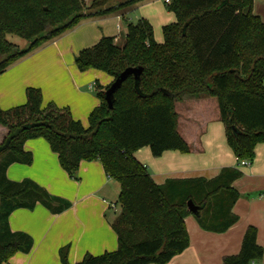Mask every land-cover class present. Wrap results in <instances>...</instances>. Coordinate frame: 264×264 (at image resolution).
I'll use <instances>...</instances> for the list:
<instances>
[{
    "label": "trees",
    "instance_id": "1",
    "mask_svg": "<svg viewBox=\"0 0 264 264\" xmlns=\"http://www.w3.org/2000/svg\"><path fill=\"white\" fill-rule=\"evenodd\" d=\"M85 12L84 0H0V74L45 42L73 28L93 14H110L139 0L111 4ZM255 0H171L166 4L176 21L163 26V41L155 39L147 19L127 24L123 43L103 36L82 50L75 63L81 71L98 69L114 79L127 67H142L139 81L130 75L114 94L113 108L105 101L106 87L96 85L101 103L84 127L68 107L42 106V90L26 88V102L0 107V264L28 253L34 241L12 231L9 217L20 208L40 203L57 214L71 201L50 194L34 180H10L12 163L31 164L24 148L28 139L42 137L58 154L60 165L73 178L82 160L99 159L106 174L119 185L120 211L112 223L118 248L100 255L85 254L71 263L68 247L59 251L62 264H166L190 244L185 218L194 214L201 228L225 232L238 221L233 206L239 192L233 182L241 169L224 167L211 178H171L157 184L148 166L134 155L148 146L154 157L167 150L188 153L190 144L178 131L175 103L183 94H210L218 100L227 142L237 159L253 162L256 146L264 143V20L254 12ZM107 5V6H105ZM8 34L29 41L21 49ZM112 81V82H113ZM235 127L236 130L233 128ZM257 228L249 226L241 250L222 264H251L263 257Z\"/></svg>",
    "mask_w": 264,
    "mask_h": 264
},
{
    "label": "crops",
    "instance_id": "2",
    "mask_svg": "<svg viewBox=\"0 0 264 264\" xmlns=\"http://www.w3.org/2000/svg\"><path fill=\"white\" fill-rule=\"evenodd\" d=\"M156 1L139 0L115 13L93 14L15 61L0 74V107L24 104L26 88L38 87L42 90V106L52 102L68 107L72 116L87 127L90 112L101 103L97 83L106 87L113 77L93 68L81 71L75 57L103 36L115 37L118 42L126 34L127 24L139 19H147L162 29L175 22V14L166 5L165 9L159 8L158 17L149 13L147 7ZM136 8H142V16L132 21L129 15ZM155 39L162 42L163 36L158 34ZM215 99L210 94H183L176 100L178 131L190 144V152L167 150L154 157L148 146L135 151V157L148 166L157 184L171 178L211 179L222 168L237 166ZM5 133V128L0 127V142ZM24 148L32 153V163H12L7 177L13 181L32 179L50 194L71 201L72 206L57 214L40 203L32 210L13 211L9 217L11 230L28 233L34 244L30 252H18L4 264H62L59 251L66 246L71 263L82 260L87 253L115 251L118 240L112 223L121 207L112 210L104 200L108 196L116 200L119 185L106 174L101 161L82 160L77 178H73L62 168L58 154L46 139H28ZM255 152L253 162L239 167L242 176L233 182L239 192L233 206L238 221L225 232H212L201 228L191 213L185 218L190 244L166 264H222L224 257L240 252L249 226L257 228V242L264 249V143H259ZM251 264H264V254Z\"/></svg>",
    "mask_w": 264,
    "mask_h": 264
},
{
    "label": "rangeland",
    "instance_id": "3",
    "mask_svg": "<svg viewBox=\"0 0 264 264\" xmlns=\"http://www.w3.org/2000/svg\"><path fill=\"white\" fill-rule=\"evenodd\" d=\"M94 1L95 0H84L85 5H86L85 12H92V11H95V10H97L99 8L96 5L95 6L93 5ZM122 1H124V0H111L108 5L118 4V3L122 2ZM105 6H107V5H105ZM159 8L165 9V1L164 0H157L155 3L149 5L147 7V10H149V13L155 15V17H158ZM254 9L256 11L255 13L260 15L262 17V19L264 20V0H256ZM129 16L132 17V21H136L138 19L137 18L138 16L139 17L142 16V8L134 9L133 11H131ZM153 26H154V24H153ZM123 28L125 29V25L123 26ZM158 34L163 36L162 28L161 27L159 28L158 24H155V26H154V35H155V37H157ZM123 37H122V39H119L118 43H120V44L123 43V40H124ZM7 38H8L9 41H11L13 44L17 45L21 49H24V48L28 47V45H29V41L28 40H26V39H24V38H22V37H20L18 35H15V34H8ZM215 102L217 103L216 105H218V100L217 99H215ZM210 109H212V107ZM218 110H219V106H218ZM113 199H115L114 196H113V198L108 196V197L105 198L104 201L106 202L108 208H111L112 210L116 209V211H117L119 209L120 204L118 202V198L116 200H113Z\"/></svg>",
    "mask_w": 264,
    "mask_h": 264
},
{
    "label": "water",
    "instance_id": "4",
    "mask_svg": "<svg viewBox=\"0 0 264 264\" xmlns=\"http://www.w3.org/2000/svg\"><path fill=\"white\" fill-rule=\"evenodd\" d=\"M143 68L142 67H127L122 72H120L117 77L114 79V81L111 83V85L106 89L105 91V101L108 104L109 109L113 108L114 103V94L115 92L120 88V86L123 84V82L130 76L133 75L136 79V82L139 81L140 75L142 73ZM235 130L236 128L233 127ZM188 209L193 214L198 213V206L194 204L192 200L188 202Z\"/></svg>",
    "mask_w": 264,
    "mask_h": 264
},
{
    "label": "built area",
    "instance_id": "5",
    "mask_svg": "<svg viewBox=\"0 0 264 264\" xmlns=\"http://www.w3.org/2000/svg\"><path fill=\"white\" fill-rule=\"evenodd\" d=\"M164 1H165L166 4H170L171 3V0H164ZM250 164H251V162L246 160V159H242V160L237 159V166L238 167H244V166H248Z\"/></svg>",
    "mask_w": 264,
    "mask_h": 264
}]
</instances>
